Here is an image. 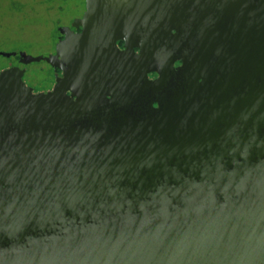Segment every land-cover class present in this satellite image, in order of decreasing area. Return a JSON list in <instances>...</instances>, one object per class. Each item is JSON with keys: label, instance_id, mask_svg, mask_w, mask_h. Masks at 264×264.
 Segmentation results:
<instances>
[{"label": "water", "instance_id": "95a60500", "mask_svg": "<svg viewBox=\"0 0 264 264\" xmlns=\"http://www.w3.org/2000/svg\"><path fill=\"white\" fill-rule=\"evenodd\" d=\"M86 1L84 23L189 47L154 82L147 54H111L101 94L73 34L0 52L64 72L36 94L0 72V264H264V0Z\"/></svg>", "mask_w": 264, "mask_h": 264}, {"label": "flooded vegetation", "instance_id": "af4514ba", "mask_svg": "<svg viewBox=\"0 0 264 264\" xmlns=\"http://www.w3.org/2000/svg\"><path fill=\"white\" fill-rule=\"evenodd\" d=\"M27 1L29 0H0V7L4 6L13 9L18 5L25 6ZM35 2L37 5L44 7L49 14L53 13L58 18L56 22L52 23L54 28L49 21L55 35L49 40L51 44L53 43L50 50L51 54H56L57 45L64 41L67 35L70 36L73 34L77 37L78 41H76L75 46L76 52L94 53L101 56L96 65L97 74L94 78L100 83V86L96 89L100 94L101 92H105L104 83H107V85L110 84L109 80H111L110 78L113 74L109 64V56L116 52L125 55L147 54L148 57L145 58L143 65L146 70H150L147 71V78L148 81L151 82L159 79L160 75L158 72L154 71V68L163 65V63H165L164 61L172 62L175 70L181 68L183 65V61L178 58V56H180L179 54L185 49H188V43L186 44L183 39H179L176 36V38H172L171 42H166L168 47L164 48L160 45V43H162V32L159 30L161 25L159 26L158 23L153 25L147 22L131 23L127 21L123 26V33L115 35L113 30H115L116 27L109 23L104 24L99 21L92 25L84 23L85 14L87 12L86 0H35ZM86 29L90 30L87 32V35L84 34ZM172 35H176V31L172 30ZM121 36L124 38H120ZM112 38L116 39L114 40ZM163 52L166 53L162 54ZM17 58L18 64L16 66L12 65L8 69L16 68L25 70L26 73L28 65L22 64L19 56H17ZM52 71L54 75L53 86L44 92L53 89L56 75L59 77H63L64 75V72L60 69L55 71L52 68ZM129 71V69L126 71V83L130 80V75H128ZM107 89L108 87H106V90ZM33 92L35 94L40 93L34 88ZM67 94L70 95L71 91H68ZM154 107H158L157 102H154Z\"/></svg>", "mask_w": 264, "mask_h": 264}, {"label": "rangeland", "instance_id": "374dc122", "mask_svg": "<svg viewBox=\"0 0 264 264\" xmlns=\"http://www.w3.org/2000/svg\"><path fill=\"white\" fill-rule=\"evenodd\" d=\"M57 16L49 14L35 0L27 1L25 6L16 8L0 7V52L26 53L31 57H49L52 44L49 42L55 35L53 33ZM53 28L50 26V23ZM18 58H6L0 55V72L17 65ZM28 86L36 91L49 90L54 83L51 65L46 61L28 64L23 77Z\"/></svg>", "mask_w": 264, "mask_h": 264}]
</instances>
